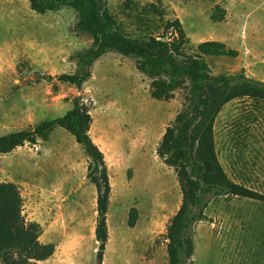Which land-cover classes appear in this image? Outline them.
Masks as SVG:
<instances>
[{
  "label": "rangeland",
  "instance_id": "obj_1",
  "mask_svg": "<svg viewBox=\"0 0 264 264\" xmlns=\"http://www.w3.org/2000/svg\"><path fill=\"white\" fill-rule=\"evenodd\" d=\"M111 14L132 37L161 36L179 19L188 55L204 42L224 43L237 58L206 57L212 75L239 73L264 82V0H132L152 4L164 19L149 17V32L124 8L128 0H106ZM225 20L216 23L214 14ZM70 7L39 15L28 0H0V136L33 130L63 117L82 98L93 118L91 137L105 155L112 194L109 243L103 264H170L168 231L183 194L175 170L159 158L167 128L182 111L186 90L169 101L151 96L152 81L135 58L109 52L92 68L81 90L57 77L76 72L72 57L93 38L75 30ZM168 37L172 38L171 35ZM219 161L229 178L262 197L229 196L210 202L207 222L193 229L191 264H264V101L235 100L215 124ZM92 160L75 138L56 128L49 141L26 144L0 156V183L15 184L24 216L42 227L40 241L56 252L38 264H97V190L88 179ZM138 211L136 226L130 213Z\"/></svg>",
  "mask_w": 264,
  "mask_h": 264
},
{
  "label": "trees",
  "instance_id": "obj_2",
  "mask_svg": "<svg viewBox=\"0 0 264 264\" xmlns=\"http://www.w3.org/2000/svg\"><path fill=\"white\" fill-rule=\"evenodd\" d=\"M28 1L39 15L59 12L63 7L74 9L78 19L75 30L93 38L90 48L72 57L76 72L57 77L60 82L81 90L92 78L95 63L109 52H117L136 59L137 69L152 81L154 100L169 101L178 89L187 91L183 109L167 128L158 155L175 170L183 194L180 210L168 231L170 264H191L195 254L193 229L197 223L209 221L206 211L212 200L229 196L262 199L227 175L217 154L215 124L222 109L235 100L264 101V82L250 79L244 72L234 76H213L206 57L237 58L238 52L224 43L204 42L196 47L194 54L188 55L185 48L189 38L179 19L168 22L161 36L151 33L132 37L111 14L106 0ZM124 8L134 13L142 32L151 29L149 17L164 19L165 15L160 5L140 9L132 0H128ZM218 10L222 15L212 17L216 23L225 20V11L219 7ZM92 124V115L83 99L75 98L72 110L63 117L43 122L30 131L0 136V156L26 144L37 145L39 140L47 142L56 128L64 129L75 138L92 160L88 179L98 195L97 264H103L109 243L112 186L105 155L90 134ZM23 208L19 188L12 183H0V264H38L48 261L56 252L54 244L41 243L42 227L27 222ZM137 220L138 211L133 209L129 226L135 227Z\"/></svg>",
  "mask_w": 264,
  "mask_h": 264
}]
</instances>
